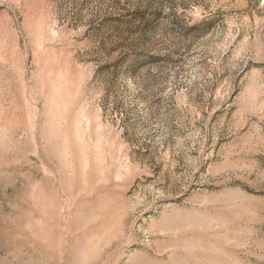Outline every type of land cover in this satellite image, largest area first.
<instances>
[{
  "label": "rangeland",
  "instance_id": "1",
  "mask_svg": "<svg viewBox=\"0 0 264 264\" xmlns=\"http://www.w3.org/2000/svg\"><path fill=\"white\" fill-rule=\"evenodd\" d=\"M0 264H264V0H0Z\"/></svg>",
  "mask_w": 264,
  "mask_h": 264
}]
</instances>
